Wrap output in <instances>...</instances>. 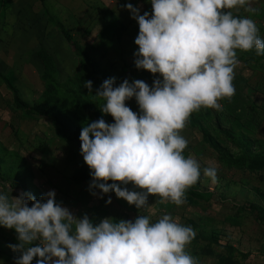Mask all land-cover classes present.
I'll return each mask as SVG.
<instances>
[{
    "label": "rangeland",
    "instance_id": "374dc122",
    "mask_svg": "<svg viewBox=\"0 0 264 264\" xmlns=\"http://www.w3.org/2000/svg\"><path fill=\"white\" fill-rule=\"evenodd\" d=\"M38 1L0 0V7L6 6L5 14L0 15V71L9 76L14 69L22 97L33 100L41 88L43 56L47 54L44 45L60 71L49 86L61 104L72 109L69 117L83 122L82 126L99 118L113 123V117L98 107L103 101L94 96L103 81L115 77L119 85L125 78L130 82L141 79L152 86L159 75L135 67L139 25L123 7L132 3L141 9L140 14L151 12L150 0H47V9L39 10ZM251 5L258 13L243 7L231 11L234 16L253 19L264 40V0H251ZM61 26L75 33L79 27L77 39L96 47L91 51L96 67L83 66L81 55L68 46ZM86 48L89 52L94 49ZM236 55L235 95L219 101L221 111L201 108L194 112L180 133L188 141L183 155L196 159L201 171L199 181L186 190L187 202L182 206L160 204L159 197L149 195L150 206L140 210L117 198L114 191L100 198V189H94L97 195H92V177L80 153L81 141L39 112L35 102L34 109L18 105L0 72V153L5 164L17 160L13 170L24 187L22 191L13 189L0 179V192L12 196L30 192L39 199L55 190L57 203L79 218L87 214L94 224L106 217L134 221L138 215H148L156 222L170 214L194 229L195 238L186 250L199 264H264V220L250 207L258 205L264 214V58L257 57L253 49L236 50ZM97 68L100 73H92ZM87 80L93 82V93L84 87ZM126 104L139 111L134 98ZM237 121L242 126L238 127ZM231 127L253 141L249 153L227 137L224 129ZM207 132L220 142L222 150L211 146ZM205 167L217 168L216 183L203 174ZM126 187L138 190L131 183ZM109 197L112 202L107 204ZM15 243V230L0 226V264H15L19 253L8 247ZM36 259L31 264H36Z\"/></svg>",
    "mask_w": 264,
    "mask_h": 264
},
{
    "label": "clouds",
    "instance_id": "9594fccd",
    "mask_svg": "<svg viewBox=\"0 0 264 264\" xmlns=\"http://www.w3.org/2000/svg\"><path fill=\"white\" fill-rule=\"evenodd\" d=\"M151 12L127 3L139 25L133 53L135 67L156 78L152 86L125 78L116 85L110 77L95 90L98 107L113 123L99 118L82 126L80 153L90 169L89 191L115 192L138 210L160 204L184 205L185 193L201 176L200 164L185 157L188 141L180 133L201 108L222 110L219 101L236 93V50L264 55V40L251 18L234 16L240 7L256 14L251 0H150ZM84 87L93 93V82ZM135 99L139 111L126 101ZM203 174L217 182V168ZM111 181V183H108ZM132 184L134 189L126 187ZM124 185L125 187H121ZM12 189L10 190V192ZM55 190L39 199L0 192V226L14 229L18 243L8 247L19 255L15 264H199L186 249L195 238L170 214L156 222L148 215L134 221L106 217L94 224L87 214L77 217L56 202ZM31 201V206H29ZM111 197L106 201L110 204ZM33 242H38L35 246Z\"/></svg>",
    "mask_w": 264,
    "mask_h": 264
},
{
    "label": "trees",
    "instance_id": "16d2710c",
    "mask_svg": "<svg viewBox=\"0 0 264 264\" xmlns=\"http://www.w3.org/2000/svg\"><path fill=\"white\" fill-rule=\"evenodd\" d=\"M46 1L47 0H39L38 1L39 7H37V9L38 10L44 9V7L47 9L45 5ZM2 10H4V12ZM5 10H6V6L0 7V15H4ZM44 13H47V12L45 11ZM59 29L61 30V33L66 38L68 42L67 43L68 46L73 48L79 55H81V58H82L81 63L84 64L83 66L89 67L92 65V67H96L95 60L94 58H92V55H91V51L93 50L95 51L96 47L93 44L85 45V43H81L80 40L77 39V35L81 36V33H80L81 30L79 29V27H78L77 33H75L76 30L67 29L64 26H61ZM86 46H91V48H94V49H91L89 52V49L86 48ZM43 48L47 52V54L43 56V62H42L43 71L40 77L41 88H39L38 91H36V95L33 100L28 101L22 97L20 89L16 84V82L19 81V78L17 74L15 73L14 69L10 70L11 73L9 76L3 74V72L0 71L3 76L2 78L5 80L7 86H9L14 91L15 101L17 102L18 105L23 106V107H29L30 109H34L33 108L34 106H32V103L35 102V104L37 105V108L39 109L38 110L39 112L55 119L60 125L61 129H63L64 131H67L74 137V139H77L80 141L79 136H80V132L82 129L81 127H82L83 122L81 123L80 120L74 122V120H72L69 117V114L73 112L72 109L69 107V109L67 110L65 106H63L61 102L58 100V96L51 91L49 83L56 79V74L60 71L57 67V62L54 59L51 51L47 50V48H45L44 45H43ZM253 51H256V50L253 48ZM257 57L264 58V55L257 56ZM97 69L96 70L92 69L91 70L92 73L94 74L100 73V69L99 70ZM93 90H94V86H93ZM92 111L96 113L94 109H92ZM236 125L238 127L242 126L239 123V121L236 122ZM224 132L226 133L229 139L230 138L233 139V142L236 143L239 147L244 148L246 152L249 153L251 151L253 141L247 136H245L243 132H238L236 128L234 127H231L229 129H224ZM207 136H208L211 146L214 149L222 150L221 144L218 140H216L208 132H207ZM0 151H1V147H0ZM5 162L6 160L2 158L1 153H0V179L4 183H6V185L10 186L13 189H20L21 191L24 190V187L22 186L23 183H21L19 176L15 174V170H13L14 165H16L17 160L14 161V164L13 163L5 164ZM3 166H5V168H3ZM28 203H29V206H31V201H29ZM250 207L257 212V215L261 220H264L263 210L260 206L251 204Z\"/></svg>",
    "mask_w": 264,
    "mask_h": 264
}]
</instances>
